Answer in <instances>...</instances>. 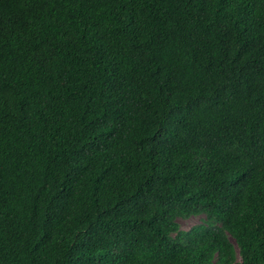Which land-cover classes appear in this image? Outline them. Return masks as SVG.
<instances>
[{
    "label": "trees",
    "instance_id": "obj_1",
    "mask_svg": "<svg viewBox=\"0 0 264 264\" xmlns=\"http://www.w3.org/2000/svg\"><path fill=\"white\" fill-rule=\"evenodd\" d=\"M0 264H264V0H0Z\"/></svg>",
    "mask_w": 264,
    "mask_h": 264
},
{
    "label": "rangeland",
    "instance_id": "obj_2",
    "mask_svg": "<svg viewBox=\"0 0 264 264\" xmlns=\"http://www.w3.org/2000/svg\"><path fill=\"white\" fill-rule=\"evenodd\" d=\"M200 222V217H190L186 220H178L179 227L182 231H187L192 226L199 224Z\"/></svg>",
    "mask_w": 264,
    "mask_h": 264
}]
</instances>
